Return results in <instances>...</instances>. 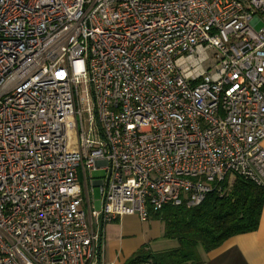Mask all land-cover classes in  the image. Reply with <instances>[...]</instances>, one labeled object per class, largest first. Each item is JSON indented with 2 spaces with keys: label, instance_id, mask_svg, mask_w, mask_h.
<instances>
[{
  "label": "built area",
  "instance_id": "built-area-1",
  "mask_svg": "<svg viewBox=\"0 0 264 264\" xmlns=\"http://www.w3.org/2000/svg\"><path fill=\"white\" fill-rule=\"evenodd\" d=\"M262 140L264 0H0V264H96L80 169L147 221L264 187Z\"/></svg>",
  "mask_w": 264,
  "mask_h": 264
},
{
  "label": "trees",
  "instance_id": "trees-1",
  "mask_svg": "<svg viewBox=\"0 0 264 264\" xmlns=\"http://www.w3.org/2000/svg\"><path fill=\"white\" fill-rule=\"evenodd\" d=\"M212 190L195 207L165 206L153 213L164 222V235L175 247L160 252H140L129 264H202L209 253L239 234L255 231L264 209V187L236 176Z\"/></svg>",
  "mask_w": 264,
  "mask_h": 264
},
{
  "label": "crops",
  "instance_id": "crops-1",
  "mask_svg": "<svg viewBox=\"0 0 264 264\" xmlns=\"http://www.w3.org/2000/svg\"><path fill=\"white\" fill-rule=\"evenodd\" d=\"M78 179L83 197L82 209L86 212L87 219L98 238L96 264H129L130 260L140 252H160L173 248L166 247L167 243L174 240L165 237L164 222L154 215H150L147 221H141L137 216L127 215L104 223L100 217L92 216L88 212L87 203H91L95 212H100L102 196L99 191L100 208L96 209L94 196L96 185L85 182L81 169L78 171ZM200 258L202 264H264V209L255 231L235 235L220 248L209 253L201 252Z\"/></svg>",
  "mask_w": 264,
  "mask_h": 264
},
{
  "label": "rangeland",
  "instance_id": "rangeland-1",
  "mask_svg": "<svg viewBox=\"0 0 264 264\" xmlns=\"http://www.w3.org/2000/svg\"><path fill=\"white\" fill-rule=\"evenodd\" d=\"M261 25H257L255 26L256 29H258V27H260ZM82 97H84V86L82 84L79 85V99H81ZM87 105L86 103H82L81 104V111H82V115H81V124H83V130L84 131H88V120H89V116H88V113H87ZM100 175H102L101 173L97 172H93L91 173V177L93 178H97L99 177ZM94 196H95V199H96V203H95V208L96 209H99L100 206H99V201H98V197H100V194H99V187L98 186H95L94 187ZM175 245H177L176 241H171L170 243H167L166 247H175Z\"/></svg>",
  "mask_w": 264,
  "mask_h": 264
}]
</instances>
